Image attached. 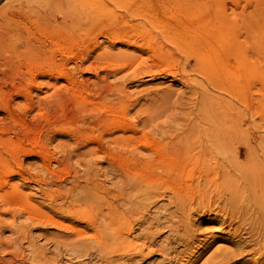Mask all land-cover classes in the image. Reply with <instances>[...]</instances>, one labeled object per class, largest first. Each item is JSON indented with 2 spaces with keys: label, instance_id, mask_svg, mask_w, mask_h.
I'll list each match as a JSON object with an SVG mask.
<instances>
[{
  "label": "rangeland",
  "instance_id": "1",
  "mask_svg": "<svg viewBox=\"0 0 264 264\" xmlns=\"http://www.w3.org/2000/svg\"><path fill=\"white\" fill-rule=\"evenodd\" d=\"M0 9H2V11H0V34L2 33L3 29L7 32V34L5 35L6 41L5 40L3 42L0 41L1 43L0 44L1 45L0 46V59H2L0 60V65H1L0 66V108L2 109V110L0 109V153H1L0 154V165H1L0 168L3 169V167L5 166L4 164H6L7 162L9 166H12L13 168L17 167L16 165H19L21 166L23 170H25V171L21 170L13 174V176H11V178L9 179L11 180V182L10 181L9 182L10 183L14 182L12 184H15V183L19 184V188H20V191L22 192V196L26 197L30 194L29 195L31 197L30 202H32L37 207L39 206L38 207L39 209L44 207L40 210L45 212L46 215L48 213H51L50 212L51 209L49 210V208L51 207L52 203L61 202V195L64 193V191H66L69 188L70 183H72V181L69 182V180H74V177L72 178L71 175L75 171L76 172L78 171L77 173L75 172L74 176L76 175L77 180L79 179L78 182L80 183V185L82 182V191H84L86 185H91L92 182L97 183V184L98 182H100L99 183L100 189L104 187L105 189L107 188L106 190H110L112 193L115 192L113 193L115 195L117 193L116 195L117 197L113 198V200L116 198L114 200L115 203H113L114 201L109 198L112 201V206L114 204L116 205L117 201H118L117 204L120 205L119 204L120 194L118 195V193H120V185L122 183L121 182L122 177H120L121 174L118 172L120 169V166L117 164L115 165L112 164L114 166L113 168L112 165L106 164L107 163L106 160L103 161L102 158H98V154H100V152L97 154H91L92 156L90 154L88 155L85 154L86 155L85 156L83 155V152L86 151V149L89 148V146L91 148V144L93 145L92 147H95L98 145L101 148L103 146H100V144L101 145L107 144L106 145L107 150H109V147H110V150L113 151V153L111 152L112 154L118 153L119 148L114 146L115 144L113 142L110 143L109 140H107L106 142V139L109 137H115L116 134H118L119 132L121 133V130L119 129V127L121 128L125 124H130V123H133L135 125L137 122L136 120L141 121L143 118L149 119L150 117L151 121L150 120L148 121V124L146 127H142L140 126V124L137 126V131H138L136 133L137 136L139 135L142 136L145 132V135H148L151 138L154 137V139L157 138L158 134L156 133V130L150 131L149 128L151 127L150 125L153 126L155 123H158V122L162 126H166L170 122L169 124L172 125L174 131L175 129H177L176 131L181 130V128H183V124L182 122H180V119L184 117L189 119L192 117L191 115H188V114H192L194 111L192 107L194 102L192 103L193 101L192 99L196 101V98H195V95L192 93V91L196 89L197 90L200 89L201 86L200 84H198V82L202 84L207 83L205 85H209L208 88L211 89V91L210 89L209 91L213 92L212 94L214 96L216 95L219 96V98L218 96H216L215 101L220 102L221 100V102L223 103V111L221 113H225L228 116V119L230 122L233 121L232 119L237 120V121L243 119L244 125H246L245 127H248L250 126L249 124L251 122V119L255 116V121L257 122V126H258L257 131H259V133L260 131L264 132V0H0ZM191 14L199 15V19L206 20L207 22L210 23L211 27L210 28L208 27V29L210 32L218 34V38L220 40L219 45L221 47V51H223L225 54V58L227 61V67L224 69L225 72L219 75V80L215 81L214 83L215 86H213V84L209 81V79L205 77L203 70L198 65L199 55L197 54V51L202 49V46H201L202 43L197 38V34L193 31H190L191 34L189 35H190L191 40L195 41V46L194 48L193 46H191L190 49H187L184 47V45L181 46L182 44H180L178 41L168 37L172 34L171 32H173L174 25L171 24V26H169V23H168L169 21L166 23H163L164 21H167V19L170 20L171 22L172 21L174 22L173 19L176 18L174 28H177V26H180L181 28L182 22H183L182 19L186 16L190 17ZM148 15L150 16L152 15L151 16L152 18ZM181 16H183V18ZM148 17L151 18V20L157 19L158 20L156 21L157 24L159 25L164 24V25L159 28L154 27L155 25L153 26L148 21L146 22V18ZM159 21L160 22L163 21V22L160 23ZM148 28H149L148 32L150 33V35L151 36L153 35V37H155L154 38L155 40L153 42L157 46L156 48H158V50L160 48L162 49L161 50L162 52L160 53L161 54L160 57H158V55L155 54L157 52L156 49L153 50V52L148 48L145 49L146 48V45L144 43L145 36L141 34H143V30H147ZM167 29L168 31L170 30L172 31L168 32L166 31ZM114 32H117V33L122 32V33H119L121 35V38L123 40L126 39L128 40V42L133 43V46L126 45L125 42H122L120 39L116 38V35H113ZM168 33H171V34L168 35ZM133 41H136V42H133ZM156 41L158 42V44L156 43ZM105 48L107 52L112 51L111 52L112 55L110 54L107 55L106 52H101V51H104ZM3 50H5L6 53L3 52ZM71 51L76 56L72 54ZM100 52L104 54L102 55ZM113 54L116 56H114ZM122 54L123 56L126 55L125 59L121 57ZM96 60H97V63H96ZM138 61L140 62L138 63ZM59 63L60 64L63 63L62 64L63 66L60 65ZM107 63H109L110 67H108L107 65H106L107 67L103 66ZM121 63L123 64V68L122 66H120L122 65ZM90 65H92L91 66L92 68L90 67ZM58 66L60 68L61 67L63 68L60 69ZM99 67L101 68L104 67V68H102L103 69L102 70ZM46 68H47V71H46ZM104 69H107L108 71L111 70L109 71L110 75L108 74L109 73L108 71H107V74H105L106 70L104 71ZM128 69L130 70L128 71ZM61 70L62 71L64 70V71L62 72ZM187 70H190V71H187ZM192 70L193 72H191ZM248 70H251V71H248ZM50 72L52 74H50L49 76ZM58 72L61 75L60 74L57 75ZM227 74L230 76L229 80H228ZM33 76H35V79ZM196 79L197 80L199 79V80L197 81ZM205 79H207L208 82L207 80L205 81ZM105 81H106V84L108 83L107 86L105 84ZM81 82L82 84H80ZM102 85H104V88ZM81 86L84 88L83 90ZM79 87L85 94L84 96L89 97V99L88 97L86 98L87 101L86 103H84L87 106L89 104V106L87 107L84 104H82L83 109L75 110V108L78 109L81 107L80 106L81 104H79L81 100L80 101L78 100L79 97L81 96H79L78 94L72 91H76L77 89H79ZM110 87L111 89H113V92L110 89ZM241 87L242 89H240ZM108 88L111 92L108 91ZM250 88L253 90H251ZM101 89L103 91H106L105 93L106 94L108 93V94L106 95ZM116 90H118L119 92ZM99 91H102V92H99ZM12 93H15V94H12ZM66 93L67 95H65ZM69 93L70 95L71 94L72 95L70 96ZM109 93L111 94L109 95ZM73 95L78 97L77 100L79 102L76 100V97H73ZM106 96L108 97L105 98ZM251 97L255 99L252 100ZM95 98L97 101L95 100ZM190 98L192 101H189ZM223 98L226 101L223 102ZM56 99H58V101ZM92 101H95L93 102L94 105L92 104ZM114 101H116V103ZM225 102L226 104H224ZM29 103H31L32 106H30ZM77 103L79 104V106ZM104 103L106 104V106H104ZM75 104H77L78 108L77 106H75ZM90 104H92L93 106H91ZM98 106L100 108H98ZM127 106L130 107V109L127 108ZM102 107H106V108H102ZM190 107H192L191 110H190ZM124 108H126L125 109L126 112ZM185 108H188V109H185ZM101 109H104V110H101ZM107 109L109 110V112ZM115 110H117L118 113ZM242 111H245V112L242 113ZM40 112H43L44 115L43 113L39 114ZM88 112H89L90 117L88 115ZM239 112L242 115L241 114L237 115ZM124 113L127 114L126 116L128 118H125ZM185 113L186 114L188 113L187 116L185 115ZM104 114H106V116ZM244 115L246 116L245 119H244ZM251 115L253 117H250ZM91 117L95 118V120H93ZM79 118L81 119V121H79L80 120ZM100 118H102V120ZM119 118H120V121L118 120ZM123 118H125L127 121ZM128 119H131V120L129 121ZM98 121L100 123H98ZM247 122H249V124ZM68 123L69 124L71 123L72 125L75 124L74 127L77 126L74 128L72 125H70L71 127H73L71 129L74 131L75 134L73 135L71 134L73 132H71L72 130H69L70 126L68 125ZM116 123H119L120 125ZM61 124H63V126L65 125L67 126L63 127L61 126ZM96 124H98L99 127ZM180 125H181V128H180ZM82 126L83 127L87 126V127L82 128ZM78 129L80 130L78 131ZM83 129L85 130L83 131ZM249 129H246L247 133L248 132L252 133L254 131L253 127H250ZM91 130L95 132L91 133ZM117 130L118 131L120 130V131L117 132ZM148 132L150 134H148ZM109 133H111V135H109ZM141 133L143 134L141 135ZM76 134H78V137L74 139ZM92 134H94L93 136H95L96 138L93 137ZM81 136L85 140H83ZM106 136H109V137L106 138ZM88 137L92 138L91 141H90V138ZM102 139H105L106 144L105 142L104 143L102 142L104 141ZM71 140L75 141L76 144ZM164 140L165 139H162V141ZM80 141L81 143L83 142L81 144L82 146L79 145L80 143L78 144V142ZM89 141L90 143H88ZM97 141H98V144H97ZM72 144H73V147H72ZM77 144L79 148L81 147L80 149L77 148L78 147ZM112 144H114L113 148L112 146H110ZM22 146L24 147V149L26 147H27L26 149L28 148L32 149L33 153L29 149H28L29 151L27 150L28 152L26 151L27 152L26 153L25 152L26 149L23 150ZM71 147H72V154L70 152ZM20 148L22 149V151ZM73 148H76V149H73ZM114 148L118 150V152L117 151L115 152ZM243 148L244 147H241V150H240L242 153L244 152ZM68 149L70 150L69 151L70 153H67ZM18 150L23 153L19 152ZM73 150L77 152V153L75 152L74 155H73V152H74ZM17 152H18V155H17ZM29 152L31 153L29 154ZM78 152L81 154V156ZM103 154L104 153H102L99 156H103ZM136 154L138 155L139 153H136ZM63 155H65L64 158H63ZM140 155L141 154H139V156ZM16 156H17V159H16ZM45 156H49L50 158L46 157V159H48L46 160ZM77 156L79 160L78 159L76 160ZM88 157L90 158V161ZM13 158H14V161L10 160ZM54 158L57 160H55ZM68 158H69V161H68ZM142 158H145V157H142ZM80 160L81 161L83 160V161L81 162ZM78 161H80V163ZM41 162H43V164L45 162L48 166V170L45 173L46 176L44 172L42 171L39 172L36 169L38 164H42ZM94 163L95 165H98L97 166L98 169L96 168L93 169V167L95 166ZM87 165L89 167H87ZM40 166L41 165L37 167L38 170ZM107 166H109L108 170H107L108 168ZM126 166H127L126 171H129L130 173H132L130 177L132 178V176L134 175L137 176L135 180L138 181L136 182L137 184L139 183V187L131 191V195H134V192L137 193V191L147 186V183L149 181L148 177L144 178L145 180L143 179L142 181L141 176H143V174H150L152 172L153 174L151 173L150 176H153L159 182H161L162 186H166L172 183H174L175 185L177 184L178 185L177 188L179 189L181 194L182 192H183V195L192 194L195 198H197L198 195L202 194V192L200 191H203L206 194L205 195L206 201L208 199L211 200V197H212V199L214 200V201L212 200L213 203L217 202L216 190H217L218 181H215V180H218V178H216L215 168H213L212 165L209 166L208 163H201V164L199 163V165H197V167L195 168H193L192 165L185 166L186 169L188 170L187 174L186 172L177 173V170H175L174 166L172 167L166 163H164V165H161V166L157 165L159 168H154V169L153 167L150 169L145 166L139 168L138 165H134V164L125 165V167ZM32 167H34L35 170ZM67 167L69 170L67 169ZM185 167L184 165H181V169L184 168V170L186 171ZM89 168L90 170H88ZM49 169L50 170L53 169V170L50 171ZM202 169L204 170L202 173L206 172L209 174V172L211 171L210 172L211 176L206 174L209 177L208 176L206 177L205 175L203 176V178L198 180L197 175L199 174V171L200 172L202 171ZM90 171L93 174H95L94 177H93V174L90 173ZM140 171H142V174ZM21 172L24 174H22ZM50 173L54 175H49ZM188 173H191L192 176L189 177ZM0 174H1V171H0ZM47 176L48 177L50 176V177L48 178ZM45 177H47V179ZM81 179H83V181ZM88 179H90V181ZM213 180L215 182H213ZM47 182H50V183H47ZM83 182L87 184L86 185L84 184L83 186ZM197 182H200L201 184ZM143 183H146V184H143ZM77 188L78 189L77 190L75 189V191L78 192L81 188L79 187ZM46 189H47V193H46L47 196L45 197L44 192H46ZM40 190H43V191L41 192ZM184 191L187 193H185ZM48 193H49V196H48ZM37 195L39 197H37ZM41 196H43L44 198ZM51 199H53L54 202H52ZM43 200L46 205L43 204L44 203ZM104 202L105 201H103L99 205H96V203L93 202V204L96 206L92 205V203L89 202V205L87 204L88 206L87 205H82V206L83 208H85L84 210L86 212L89 211V213L92 214V217H93V214L94 213H95L94 215L97 214L96 212L98 210V207L100 208L101 205H102L101 208L103 211L109 209V206H107L108 204L106 205V203ZM166 202H167L166 199L163 201H159L157 202L156 206L160 204H165ZM91 206L93 207V209H91L92 208ZM122 207L120 205L118 210H121ZM0 208L2 207L0 206ZM153 208H151L150 210H153ZM46 209H48L49 211H47ZM90 210H92L93 213ZM134 213H131L130 219L132 220L129 221L131 224H133V227L137 225V223H133L132 221L134 220V218L136 219L138 216V213H136V211ZM21 214L22 213H20V215ZM213 214H214L213 212H207V213H204V215L195 216V215H198V214H195L193 216L194 224H195L194 226H198L196 227L197 231L203 230L209 226H214L211 223H200L203 220L202 218L204 219L213 218L215 216V214L214 215ZM4 215L5 217H8V218L5 221L0 219V242L7 241V242H10V245L3 247L4 249L0 248V257H1V254L3 253L5 256H11V255H15L13 250H15V253H16V251L20 252L21 250L24 249L23 250L24 257L28 256L26 258H29L31 255V249L29 248H31L32 245L28 246V244L35 242L32 244H35L34 246H38L42 250H43V247H45L44 250H46L47 252L46 254L49 255L50 257H51V253L54 250H56V254H57V258L59 262L58 264H62V263L64 264L65 263L66 264H93V260H95L94 263L99 264L98 263L99 261L96 259L95 255L92 256L91 253H90L91 254L90 256L89 254H81L78 251L73 250V248H71L70 245H67V246L59 245L60 249L58 248V246L54 245L58 250L54 249L55 247L53 246L54 242L52 239H54L55 234L62 233L64 231L57 230L53 225L50 224V222H41V225H40V222L37 223V221H32V220L26 221L23 215L21 216L15 215L16 218H14V222L12 221L13 224L11 223L12 224L11 226L10 222L8 223V221L11 218L10 214L5 213ZM133 215H134V218H133ZM23 219L24 221H22ZM19 220H21V222ZM4 222L6 226L4 225L3 227L2 224ZM18 222L21 223L20 225L22 226L24 225L28 229V231L27 229L24 231L22 230L23 232H26V233H22L19 231L20 228L17 227L19 225ZM32 222L33 224H31ZM24 223H27V224H24ZM15 225L17 226L15 227ZM24 226H23V229H25ZM137 227L136 226L134 227L136 232L139 230V227L138 228ZM89 230L91 231V233H94L95 231L92 229H89ZM89 230L86 229L87 233H89ZM19 232H20V235L18 234ZM166 233H160L158 237L155 238V243H159L158 238H163V236ZM215 234L218 236H225V234H222L220 232H215ZM14 235L18 237V243H20L21 245L10 241L11 238L13 239L16 237ZM24 235H26L27 237ZM72 236L73 235H71V237ZM23 237L27 238V239L25 238L26 241L24 240ZM28 240L30 241L29 243H27ZM219 244H224V246L222 245L223 246L222 248H224L227 245V243L225 245V243H221V241L212 242L209 248H207L204 251H200V253L197 255L198 257L197 256L195 257V255H193L195 258L191 256L192 260L195 259L194 261L191 260V264H202V263L206 264L205 258H207V256H210L211 252L216 249V246L220 247ZM173 245L176 247V251L183 250L182 248H184V246L181 243L179 245L173 243ZM50 250L51 252H48ZM6 251L8 254H5ZM28 251H30L29 252L30 254L28 253ZM58 251L60 253H58ZM59 254H61V256ZM14 257L18 258L20 256H18L17 254V256H14ZM247 257H249L250 259ZM253 257L254 255H251V254L244 255L242 257L243 259H239V261L237 260L236 262L231 263V264H246V263L251 264V262H253L255 258ZM158 258H159L158 254H152L150 257L142 260L139 264H154V262H157ZM253 264H256V263L253 262Z\"/></svg>",
  "mask_w": 264,
  "mask_h": 264
},
{
  "label": "bare ground",
  "instance_id": "2",
  "mask_svg": "<svg viewBox=\"0 0 264 264\" xmlns=\"http://www.w3.org/2000/svg\"><path fill=\"white\" fill-rule=\"evenodd\" d=\"M152 6H153V4H152ZM0 11H2V9H0ZM160 11H161V9H160ZM148 16H150V15H148ZM191 16H192V18H191ZM191 16L190 17L186 16L184 18H183V16H181L183 18L182 19L183 22L181 21L182 22L181 28H180V26H177V28H174L176 18L173 19L174 22L173 21L171 22L168 19H167V21H164V22L161 21V22L166 23L169 21L168 22L169 26H171V24L174 25L173 26V32H171L172 34L168 33V35L171 34L168 37L178 41L180 44H182L181 46L184 45V47L187 49H190L191 46H193V48H194V46H195V41L191 40V38H190V35H189V34H191L190 31H193L197 34V38L202 43V45H201L202 49L201 50L198 49L199 51H197V54L199 55L198 65L203 70L205 77H207L209 79V81L213 84V86H215V84H214L215 81L219 80V75L224 73L225 72L224 69L227 67V61L225 58V54L223 51H221V47L219 45L220 40L218 38V34L212 33L208 29V27L209 28L211 27L210 23L207 22L206 20L199 19V15L191 14ZM151 18H149V17L146 18V22L148 21L151 25H153V26L155 25L154 27L159 28V27H162L164 25V24L163 25L157 24L156 21H158V20L157 19L151 20ZM8 27H10V26H8ZM148 30H149V28L147 30H143V34H141V35L145 36V42L143 41L146 45L145 49L148 48L152 52H153V50L156 49L157 52L155 54H157L158 57H160V55H161L160 53L162 52L161 51L162 49L160 48L158 50V48H156L157 46L153 42L155 40L154 39L155 37H153V35L151 36L150 33L148 32ZM161 30H163V29H161ZM166 31H168V29ZM170 31H172V30H170ZM170 31H168V32H170ZM140 32H142V31H140ZM193 32H192V34H193ZM115 33H117V32H114L113 35H116V38L120 39L122 42H125L126 45H132L133 46V43L128 42V40H126V39L123 40L121 38V35L119 33H122V32H118L117 34H115ZM125 33H127V32H125ZM6 34H7V32L3 29L2 33L0 34V41L1 42H3L5 40ZM142 39H144V38H142ZM10 40H12V39H10ZM16 41H18V40H16ZM157 41H156V43L158 44ZM7 42H9V41H7ZM133 42H136V41H133ZM39 43H41V42H39ZM97 44H98V42H97ZM3 52H5V50H3ZM101 52H106L107 55H109V54L112 55V53H111L112 51H110V52L108 51L109 52L108 53L106 51V48L104 51H101ZM67 53H69V52H67ZM71 53L74 54L72 51H71ZM128 55H130V54H128ZM114 56H116V55H114ZM125 56H123V54H122L121 57H123L125 59ZM69 57H71V56H69ZM127 58H128V56H127ZM101 59H102V57H101ZM0 60H2V59H0ZM139 62L140 61H138V63ZM96 63H97V60H96ZM62 64L63 63H61L60 65H62ZM100 64H102V63H100ZM106 65L108 67H110L109 63H107L103 66L105 67ZM91 66L92 65H90V67ZM118 66H119V64H118ZM120 66H122V68H123V64ZM193 66H194V64H193ZM104 67H102V68H104ZM146 67H145V69H146ZM190 67H192V66H190ZM61 68H63V67H61ZM99 68H101V67H99ZM60 69H58V70H60ZM130 69H132V68H130ZM130 69H128V71ZM40 70H41V68H40ZM46 71H47V68H46ZM104 71L106 72L105 74H107L108 70L104 69ZM109 71H111V70H109ZM154 71H155V69H154ZM187 71H190V70H187ZM248 71H251V70H248ZM158 72H160V71H158ZM191 72H193V70ZM50 74H52V73L50 72L49 76H50ZM59 74L60 73L58 72L57 75H59ZM108 74L110 75V72ZM198 75H196V76H198ZM106 76H108V75H106ZM33 77L35 79V76H33ZM229 77L230 76L228 75V80H229ZM172 79H174V78H172ZM206 80L207 79H205V81ZM207 82H208V80H207ZM188 83H190V82H188ZM249 83H251V82H249ZM78 84H77V86H78ZM80 84H82V82ZM105 84H106V81H105ZM107 84H106V86H107ZM198 84H200V86H201L200 89L198 88L199 90L196 89V90L192 91V93L195 95L196 101H194V99H192L193 100L192 101L191 98L189 100V101H192V103L194 102L192 105V107L194 109V111L192 110L193 113L192 114L187 113L188 115H191L192 117L189 119L186 117L180 119V122H182V124H183V128H181V125H180L181 130H179V128H178L179 131H176L177 129H175V131H174L172 125L169 124L170 122L166 126H162L158 122V123H155L153 126L150 125L151 127L149 128L150 131L156 130V133L159 135V136L157 135V138H155V139H154V137L151 138L148 135H145V132H144V134L141 133V135L142 134L143 135L142 136L139 135L140 136L139 137L136 134L138 132L137 126L140 124V126L146 127L148 124V121L149 120L151 121L150 117H149V119L143 118L141 121L136 120L137 122L135 125L133 123H130V124H125L121 128L119 127V129L121 130V133L119 132L120 130L119 131L117 130V132H119V133L116 134V136L114 134L115 137L106 136V138L109 137L107 139L105 138L106 142H107V140H109L110 143L113 142L115 144V145L114 144L110 145V146H112V148H113V145L116 146L117 148H119L118 149L119 152H118V150H116L114 148L115 152L117 151L118 153L112 154L113 151L110 150V147H109V150L106 149L107 144L105 142V139H102V140H104L102 142L103 143L105 142L106 145L100 144V146H103L102 148L99 147L98 145L95 147H92L93 145L91 144V148L89 146V148H87L86 151L83 152V155H85V154H87V155L88 154H90V155L91 154H97L100 152V154H98V158H102L103 161L106 160L107 161L106 164H108V165L109 164L110 165L117 164L120 166L119 171L118 170L117 171L121 174V176L119 174L118 175L120 177H122L121 178L122 181L120 180L122 182L120 185V193H118V195L120 194V197L118 196L120 198L119 204L121 205V207L123 206L121 210H118V208L120 206L117 204L118 201H117L116 205L114 204L112 206V201L110 200V199L113 200L114 197H117L116 196L117 193L115 195V194H113L115 192L112 193L110 190H106L107 188L105 189L104 187H102L100 189V187H99L100 182H98V184L92 182L91 185H86L87 183L85 184L83 182V186L85 184L86 187H85L84 191H82V182L80 185V183L78 182L79 179L77 180L76 175L74 176V174L76 172L75 171L71 175L72 178L74 177V180H69V182L72 181V183H70L69 188L66 191H64V193L62 195L60 193L61 202L52 203L51 207L49 208V210L51 209L50 210L51 213H48L46 215L45 212L40 210L44 207L39 209L38 208L39 206L37 207L32 202H30L31 201V199H30L31 197L29 196L30 194L26 197L22 196V192L20 191L19 184H17V183L12 184L14 182L10 183L11 180H9V179L11 178V176H13V174H15L21 170L22 171H25V170H23L21 168V166L16 165V163H15V165L17 167L13 168L12 166H9V164L6 162V164H4L5 166L3 167V169L0 168V171H1V174H0V206L2 207V208H0V219L5 221L8 218V217H5V215H4L6 213V214H10V216L12 218V219L10 218V220L8 221V223L10 222V224L11 223L13 224L14 218H16L15 215H19V216L23 215V217L26 221L27 220L28 221L29 220L37 221V223L40 222V225H41V222H50V224L53 225L57 230L64 231L62 233L56 232L57 234H55L54 239L51 238L54 242L53 246L55 245V246H58V248H59V245H62V246L70 245L71 248H73V250L78 251L81 254H89V256L91 254H92V256L95 255L96 259L99 261L98 262L99 264H139L142 260L150 257L152 254H158L159 255L157 262H154V264H191V260H192L191 256L195 255V257H196L200 253V251L206 250L207 248H209L211 246L210 244L212 242H215V241H221V243H225V245L227 243L228 247L226 245L224 248H222L224 246V244H219L220 247L216 246V249L211 252L210 256H207V258H205L206 264H231V263L236 262L237 260L239 261V259H243L242 257L244 255H249V254L254 255L255 258L253 257L254 258L253 262H255L256 264H264V132L260 131V133H259V131H257L258 130L257 122L255 121V116L253 117L252 115L250 116V117H253L251 119L250 124H249V122H247L250 125V126L247 125L248 127H245L246 125H244L243 119L238 120V121L232 119L233 121L230 122L228 119V116L225 113H221L223 111V103L221 102V100H220V102L215 101L216 96H218V95L214 96L212 94L213 92H210L211 89L208 88L209 85H205L207 83L202 84V83L198 82ZM113 85H112V87H113ZM102 86L104 88V85H102ZM210 86H212V85H210ZM69 88H71V87H69ZM83 89L84 88L82 87V90ZM110 89H111V87H110ZM209 89H210V91H209ZM213 89H214V87H213ZM240 89H242V87ZM82 90L79 87V89H77L76 91H72V92H75L76 94H78L79 96H81L78 99L79 101L81 100V102H79L77 100L78 97L73 95V97H76V100L79 102V104H81L80 105L81 107H82V104L86 103V101H87L86 98L88 97V96L87 97L84 96L85 94L83 93ZM111 90L113 92V89H111ZM251 90H253V89H251ZM102 91H99V92H102ZM108 91H110L109 88H108ZM116 91H118V90H116ZM69 92H71V91H69ZM103 92L105 93L106 91H103ZM15 93H12V94H15ZM67 93L65 95H67ZM190 93H191V91H190ZM110 94L111 93H109V95ZM69 95H70V93H69ZM108 96H106L105 98H107ZM8 97H10V96H8ZM218 98H219V96H218ZM251 98H252V100L255 99L253 97H251ZM88 99H89V97H88ZM56 100L58 101V99H56ZM95 100H96V98H95ZM126 100H127V98H126ZM101 101H102V99H101ZM224 101H226V100H224V98H223V102ZM93 102H95V101H92V104H93ZM98 102H100V101H98ZM114 102L116 103V101H114ZM253 103H255V102H253ZM29 104H30V106H32L31 103H29ZM77 104H75V106H77ZM79 104H78V106H79ZM92 104H90V105L93 106L94 104L93 105ZM224 104H226V102ZM36 105H37V103H36ZM129 105H130V103H129ZM132 105H131V107H132ZM78 106H77V108H78ZM85 106H87V105H85ZM88 106H89V104H88ZM104 106H106L105 103H104ZM128 106H127V108L130 109V107H128ZM158 106H160V105H158ZM26 107H27V105H26ZM63 107H64V105H63ZM81 107L78 109L75 108V110L83 109V107L82 108ZM123 107H125V106H123ZM192 107H190V110ZM98 108H100V107L98 106ZM102 108H106V107H102ZM108 109H110V108H108ZM125 109L126 108H124V110ZM185 109H188V108H185ZM101 110H104V109H101ZM182 110H184V109H182ZM115 111L117 112V110H115ZM108 112H109V110H108ZM125 112H126V110H125ZM240 112L238 114L237 113L236 114L239 115V114H241ZM244 112L245 111H242V113H244ZM41 113H43V112H40L39 114H41ZM96 113H98V112H96ZM113 113H115V112H113ZM106 114H104V115L106 116ZM187 114L185 113L186 116H187ZM43 115H44V113H43ZM65 115H66V113H65ZM88 115H89V112H88ZM101 115H103V114H101ZM116 115H118V114H116ZM124 115H125V118H128L126 116L127 115L126 113H124ZM56 117H57V115H56ZM76 117H78V116H76ZM89 117H90V115H89ZM125 118H123V119H125ZM241 118H243V117H241ZM245 118H246V116L244 115V119ZM92 119L95 120V118H92ZM100 119L102 120V118H100ZM247 119H249V118H247ZM118 120L120 121V118ZM128 120L130 121L131 119H128ZM64 121H65V119H64ZM79 121H81V119ZM121 121H122V119H121ZM129 121H128V123H129ZM157 121H159V120H157ZM165 121H166V119H165ZM89 123H88V125H89ZM98 123H100V122L98 121ZM119 123H116V124H119ZM122 123H123V121H122ZM86 124H87V122H86ZM68 125L70 126L72 124L68 123ZM74 125H72V126L74 127ZM96 125L99 127L98 124H96ZM102 125H104V124H102ZM61 126H63V124H61ZM65 126H67V125H65ZM65 126H63V127H65ZM73 127L70 126L69 130H72L71 128H73ZM75 127H77V126H75ZM86 127L82 126V128H86ZM92 127H91V129H92ZM100 127H101V125H100ZM250 127H253L254 131L252 133H250V132L247 133L246 129H249ZM65 129H67V128H65ZM138 129H140V128H138ZM60 130H61V128H60ZM79 130L80 129H78V131ZM84 130L85 129H83V131ZM101 130H103V129H101ZM71 132H73V133H71L72 135L75 134L73 130ZM92 132L94 133L95 131L91 130V133ZM149 132H148V134H150ZM65 133H66V131H65ZM77 133H79V132H77ZM104 134H102V135H104ZM72 135H70V136H72ZM76 135H75L74 139H76V137H78V134H76ZM93 135L94 134H92V136ZM109 135H111V133H109ZM117 135H119V136H117ZM151 135H153V134H151ZM93 137H95V136H93ZM79 138H80V136H79ZM88 138H90V137H88ZM91 139L92 138H90V141H91ZM162 139H165V140L162 141ZM83 140H85V139L83 138ZM71 141H73V140H71ZM90 141L88 143H90ZM99 141H101V140H99ZM73 142L76 144L75 141H73ZM109 142H108V144H109ZM82 143H81V141L78 142V144L80 146H82L81 145ZM73 144H72V147H73ZM78 144H77V146H78ZM97 144H98V141H97ZM241 144H243V145H241ZM72 147L70 149L71 151L68 149L67 153L71 152V154H72ZM74 147H75V145H74ZM241 147H244L243 153L240 151ZM77 148H79V146ZM22 149L25 150L24 147ZM22 149H21V151H22ZM28 149H26L25 152ZM73 149H76V148H73ZM29 150H31V152H32V149H29ZM21 151H19V152H21ZM31 152H29V154ZM75 152L76 151L73 152V155ZM21 153H23V152H21ZM102 153H104L103 156H99ZM136 153H139L141 155L139 156V154L137 155ZM43 154H45V153H43ZM17 155H18V152H17ZM76 155H78V154H76ZM49 156H45V159H46V157H48V158L51 157V156L50 157ZM80 156H81V154H80ZM85 156H83V157H85ZM41 157H42V155H41ZM64 157H65V155H63V158ZM142 157H145V158H142ZM69 158H68V161H69ZM71 158H72V156H71ZM16 159H17V156H16ZM77 159H78V156H77L76 160ZM81 159H83V158H81ZM88 159L90 161L89 157H88ZM10 160L14 161V158L10 159ZM42 160H43V158H42ZM46 160H48V159H46ZM51 160H52V158H51ZM55 160H57V159H55ZM59 161H61V160H59ZM80 161H78V162L80 163ZM96 161H97V159H96ZM15 162H16V160H15ZM87 162H88V160H87ZM99 162H97V163H99ZM41 163L42 164H38V166L41 165L39 167V170L37 168L38 166L37 167L35 166V167H36L37 171H39V172L42 171L45 174L46 171L48 170V166L45 162H44V164H43V162H41ZM164 163L169 164L172 167L174 166L175 170H177V173L186 172V174H187L188 170L186 169L185 166L192 165L193 168H195V167H197V165H199V163L200 164L201 163H208L209 166L212 165L213 168H215L216 178H218V180H215V181H218L217 190H216L217 202L213 203L214 200L212 199V197H211V200L208 199L206 201V198H205L206 194L203 191H200V192H202V194L198 195V197L195 198L192 194H186V195L184 194L183 195V192L181 194L179 189L177 188L178 187L177 184L175 185L174 183H172V184H169L166 186H162L161 182H159L153 176H150L152 172L150 174H143V176H141L142 181L144 178L148 177L149 181L147 183V186L145 188L137 191V193L134 192V195H131V191H133L137 187H139V183L137 184L136 182H138V181L135 180L137 178V176L134 175V176H132V178L130 177L132 173H130L129 171H126L127 166L125 167V165L134 164V165H138L139 168L145 166V167L150 168V169L153 167V169H154V168H159L157 165L161 166V165H164ZM10 164H11V162H10ZM89 165H90V163H89ZM94 165H95V163H94ZM181 165H184L186 171L184 170V168L181 169ZM79 166H80V164H79ZM95 166L93 167V169L94 168L98 169L97 168L98 165H95ZM0 167H1V165H0ZM30 167H31V165H30ZM87 167H89V166L87 165ZM107 167H108L107 168V170H108L109 166H107ZM32 168H34V167H32ZM49 168H50V166H49ZM113 168H114V166H113ZM67 169H68V167H67ZM80 169H82V168H80ZM34 170H35V168H34ZM51 170H53V169H51ZM88 170H90V168ZM191 170H192V168H191ZM95 171H97V170H95ZM189 171H190V169H189ZM203 171H204L203 169L201 172L199 171V174L197 175L198 180H200L201 178H203V176L208 174L206 172L202 173ZM140 172L142 174V171H140ZM210 172L208 175H210ZM69 173H70V171H69ZM90 173H92V172L90 171ZM103 173H105V172H103ZM22 174H24V173H22ZM109 174H111V173H109ZM188 174H189V177L192 176L191 173H188ZM49 175H54V174L50 173ZM94 175L95 174H93V177H94ZM208 175H206V177ZM45 176H46V174H45ZM47 177H45V178L47 179ZM40 178H42V177H40ZM78 178H79V176H78ZM82 178H83V176H82ZM92 179H91V181H92ZM34 180H35V178H34ZM81 180L83 181V179H81ZM88 180L90 181V179H88ZM138 180H139V178H138ZM215 181L213 180V182H215ZM43 183H44V181H43ZM47 183H50V182H47ZM119 183H118V185H119ZM197 183H200V182H197ZM143 184H146V183H143ZM77 187L81 188L78 192L75 191V189L76 190L78 189ZM47 189H46V192H44L45 197L47 196L46 195ZM201 189H203V188H201ZM40 191L42 192L43 190H40ZM185 193H187V192H185ZM48 196H49V193H48ZM37 197H39V196L37 195ZM41 197H43V196H41ZM165 199L167 200V202L165 204H160V205L156 206L157 202L163 201ZM51 200H52V202H54L53 199H51ZM51 200H49V201H51ZM101 201L102 202L105 201L104 203H106V205L108 204L107 206H109L110 210L108 209V210L103 211L101 208L102 207V205H101L100 208L98 207L97 212L95 211L97 214L94 215L95 214L94 213L93 217H92V214H90L89 211L86 212L84 210L85 208H83V206H82V205H87V204L89 205V202H91L92 205H94L93 202H95L96 205H99L100 203H102ZM211 201L213 204L211 203ZM43 202H44V200H43ZM113 203H115V201ZM41 204H42V202H41ZM43 204H45V202ZM96 205H94V206H96ZM151 208H153V210H150ZM91 209H93V207ZM46 210L49 211L48 209H46ZM95 210H96V208H95ZM90 211H92V210H90ZM135 211H136V213H138V216L135 219L134 215H133L134 220L132 222L137 223V225L139 227V230L137 232L134 228L135 226L137 227V225H135L133 227V224H131L129 222L132 220V219H130L131 213H134ZM207 212H213L215 214V216L213 218H209V219L202 218L203 220L200 223H211L214 226H209L203 230L197 231L196 227H198V226H194L195 224H194L193 216L195 214H198L195 216L204 215V213H207ZM20 213H22V214L20 215ZM92 213H93V211H92ZM129 215H130V217H129ZM24 219L22 221H24ZM19 221L21 222V220H19ZM34 223H36V222H34ZM12 224H11V226H12ZM20 224L21 223H19V225L17 224L18 226L15 225V227L17 226L20 229L22 228L21 230L19 229V231L22 233H26L23 231L26 230L27 228L23 225L25 227V229H23V226ZM24 224H27V223H24ZM31 224H33V222ZM2 225L4 227L5 222ZM30 226H32V225H30ZM226 227H227V229H226ZM86 229H88V230L92 229L95 231H94V233H91V231L89 230V233H87ZM14 230H15V228H14ZM27 231H28V229H27ZM20 232L18 233L19 235H20ZM215 232H220L222 234H225V236H218L215 234ZM160 233H166V234L163 236V238H158L159 243H155V238H157ZM16 235H14V236H16ZM71 235H73V236L71 237ZM24 236H26V235H24ZM28 236H29V234H28ZM25 238H24V240H25ZM10 241H12L13 243L20 244V243H18V237L17 236L13 239L11 238ZM19 242H20V240H19ZM29 242L30 241L28 240L27 243H29ZM32 243H35V242H32ZM32 243L28 244V246L32 245V247L29 248V249H31V255L29 258H26L28 256L24 257V253H23L24 249L21 250L20 252L16 251V253H15V250H13L15 255L5 256L4 253L1 254L0 264H58L59 263L58 258H57V254H56V250H54L51 253V257H50L49 255L46 254L47 252H46V250H44L45 247H43V250H42L40 247L34 246L35 244H32ZM173 243L178 244V245L181 243L184 246V248H182L180 246L183 250H177L176 251V247L173 245ZM8 245H10V242H7V241L6 242H0V248L6 247ZM20 248H22V247H20ZM16 249H18V248H16ZM54 249H57V248L55 247ZM62 249H63V247H62ZM51 250L48 252H51ZM59 251H58V253H60ZM29 252L30 251H28V253ZM69 253H70V251H69ZM5 254H8L7 251L5 252ZM17 254L20 257H18V258L14 257V256H17ZM59 255L61 256V254H59ZM87 257H88V255H87ZM61 258H60V260H61ZM247 258H249V257H247ZM194 260H192V261H194ZM94 261L95 260H93V264H96V263H94ZM253 262H251V264H253ZM62 264H64V263H62ZM202 264H204V263H202Z\"/></svg>",
  "mask_w": 264,
  "mask_h": 264
}]
</instances>
